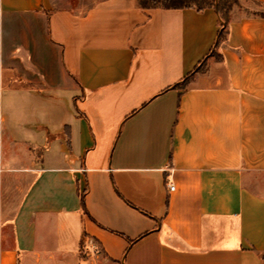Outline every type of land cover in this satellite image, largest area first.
Listing matches in <instances>:
<instances>
[{"label": "crops", "instance_id": "1", "mask_svg": "<svg viewBox=\"0 0 264 264\" xmlns=\"http://www.w3.org/2000/svg\"><path fill=\"white\" fill-rule=\"evenodd\" d=\"M261 13L0 0V264H264Z\"/></svg>", "mask_w": 264, "mask_h": 264}, {"label": "trees", "instance_id": "2", "mask_svg": "<svg viewBox=\"0 0 264 264\" xmlns=\"http://www.w3.org/2000/svg\"><path fill=\"white\" fill-rule=\"evenodd\" d=\"M139 7L145 9L150 7L160 8H185L193 7L197 10H203L207 7H215L220 22V28L218 30L217 43L225 37L226 24L229 19V12L233 5L239 4V0H137ZM264 15V13H261ZM210 55H215L213 50ZM207 57V56H206ZM202 59L190 72L184 75L180 82L175 83L172 87L176 89H182L187 82L194 77L205 65V59ZM80 201L82 208L85 209L84 205V193L80 195Z\"/></svg>", "mask_w": 264, "mask_h": 264}, {"label": "built area", "instance_id": "3", "mask_svg": "<svg viewBox=\"0 0 264 264\" xmlns=\"http://www.w3.org/2000/svg\"><path fill=\"white\" fill-rule=\"evenodd\" d=\"M167 185L169 190H173L175 187L174 184L169 181L167 182ZM82 251L85 254L98 255L100 253V248L96 244L95 240H93L92 238H85V240L83 241Z\"/></svg>", "mask_w": 264, "mask_h": 264}]
</instances>
